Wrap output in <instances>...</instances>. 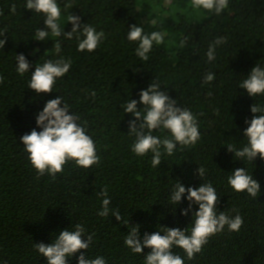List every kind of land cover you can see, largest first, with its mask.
<instances>
[{
  "label": "trees",
  "instance_id": "1",
  "mask_svg": "<svg viewBox=\"0 0 264 264\" xmlns=\"http://www.w3.org/2000/svg\"><path fill=\"white\" fill-rule=\"evenodd\" d=\"M26 2L0 0V34L5 33L0 39L6 40L0 48L4 77L0 83V264H47L34 243L51 244L61 231H74L77 223L85 229L82 239L93 236L85 251L88 259L102 256L106 264H144L150 249L135 254L124 243L132 226L139 225L141 239L155 231L163 235L165 227L187 228L190 235L198 205L193 204L185 216L181 212L188 208L187 194L180 204L171 203L178 180L185 188L211 183L220 197L217 213L234 217L236 209L244 220L238 232L226 226L212 236L191 260L173 247L184 264H264V160L259 156L240 160L227 149L247 145L245 120L257 115L250 107L264 105V95L251 97L239 87L254 66L264 67V0H229L219 15L194 9L191 0H57L60 37L45 29L46 16L28 10ZM69 15L80 17L81 29L89 24L105 33L95 51L78 50L80 33L72 39L63 34L73 27ZM132 25L142 27L145 34L164 35L162 44L154 42L147 61L135 54L138 42L126 38ZM39 29L49 32L45 41L35 40ZM217 38L225 42L216 47L215 59L208 61L209 45ZM56 42L61 46L59 54ZM19 54L30 64L23 76L16 70ZM61 58L70 60L71 67L56 79L53 92L37 94L28 88L36 66ZM209 72L215 78L205 84ZM156 79L177 107L196 117L200 139L189 147L177 144L171 155L161 149V164L153 167L151 152L137 156L132 151L135 136L128 133L134 116L121 105L129 99L139 101V93ZM58 96L93 139L100 163L85 169L69 161L53 179L47 173L38 176L20 137L42 130L36 117ZM142 108L138 103L137 109ZM152 135L170 138L163 129ZM198 167L205 169L202 178ZM240 168L259 182L257 198L237 193L228 184V177ZM105 187L110 208L118 207L127 224L111 213L107 218L97 215L103 200L99 193ZM80 254L70 257L68 264H78Z\"/></svg>",
  "mask_w": 264,
  "mask_h": 264
},
{
  "label": "clouds",
  "instance_id": "2",
  "mask_svg": "<svg viewBox=\"0 0 264 264\" xmlns=\"http://www.w3.org/2000/svg\"><path fill=\"white\" fill-rule=\"evenodd\" d=\"M229 0H191V6L194 9H204L214 11L219 15L228 7ZM25 7L28 10L42 13L46 16L44 20L45 29L51 31L53 37H60L62 31L58 21L61 17V8L57 0H27ZM11 11H16V6L12 5ZM68 22L73 27L70 32H64L68 39H72L74 33H80L83 39L78 36V50L92 52L106 38L103 31L97 30L84 24L81 29L80 17L69 15ZM5 33L0 34L4 36ZM37 41H45L49 36L47 30L39 29L36 32ZM129 41L138 42L135 54L142 60L149 59L148 53L152 50L153 44L163 43L164 35L160 32L145 34L140 26L132 25L126 37ZM225 42L224 38H217L209 45L206 53L208 61L215 59V49ZM6 43L5 39H0V48ZM186 39L181 40L180 47H184ZM57 54L61 51L59 42L55 43ZM17 72L23 76L29 72L30 64L23 54L16 55ZM71 67V61L64 58L55 62L48 60L42 66H36L34 72H31V79L28 88L39 93L53 92V86L57 78H62L68 73ZM215 76L209 72L205 74L204 83L208 84L214 80ZM4 77L0 76V83H3ZM160 83L153 81L149 87L139 93L140 100H126L121 108L124 112L134 116L129 121V135L135 136L132 144V151L137 156H145L151 152L153 167L161 164L162 151L171 155L179 144L182 148L195 145L200 139L199 126L193 113L183 107H177V101L160 90ZM245 89L251 97L264 95V67L258 64L254 66L247 78L239 85ZM91 95L94 97L95 92ZM63 98L58 96L49 100L43 111L36 117L37 127L42 129L36 131L33 129L20 137L25 151L28 153V159L38 176L45 173L55 179L58 173H62L64 165L69 161L82 168H90L93 165H99L100 157L97 155L93 139L86 134V128L77 123L79 117L73 113L69 114V107L63 103ZM143 105L142 109H137V104ZM250 111L255 115L250 121L245 120L249 126L244 130V136L247 138V145L242 149H236L233 145H228L229 152L234 156L244 160L245 158L253 161L257 156L264 160V105L252 104ZM139 121V123H137ZM157 129L168 130L170 138L165 136L160 138L152 135ZM197 175L202 178L205 175V169L198 167ZM228 184L237 193L247 192L252 198L260 195V184L250 175L246 169L240 168L232 172L228 177ZM187 194L188 208L183 209L181 214L187 216L192 210V205H198V211L194 212L195 217L190 235L186 234L188 229L165 227L163 235L160 231L151 234L145 233L141 239L139 235V225L132 226L131 230L125 236L124 243L135 254H143L144 248L150 249L145 256L144 264H184V259L174 254L173 247L182 249L189 260L200 253L209 239L224 231L225 227L229 231L238 232L243 223V217L238 210L233 209L237 214L230 217L223 211L217 213L216 206L220 197L211 183L201 184L198 188L188 187L179 182L175 185L171 194L170 201L174 204H180L182 197ZM103 197L102 209L97 213L100 217L114 216L117 221L127 224L121 215L119 208H110L111 198L108 196V189L105 187L99 193ZM85 237V229L82 224L77 223L74 231L65 229L61 231L55 241L51 244L34 243V249L47 260V264H68V259L77 252L78 264H106L102 256L95 259H88L85 251L89 248L93 236L91 234Z\"/></svg>",
  "mask_w": 264,
  "mask_h": 264
}]
</instances>
